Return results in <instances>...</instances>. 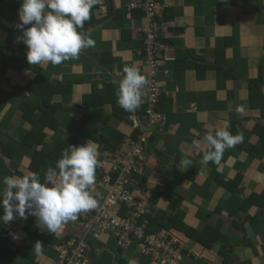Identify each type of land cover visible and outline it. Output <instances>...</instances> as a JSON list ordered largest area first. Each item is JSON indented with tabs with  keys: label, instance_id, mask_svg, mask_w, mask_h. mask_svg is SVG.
I'll list each match as a JSON object with an SVG mask.
<instances>
[{
	"label": "crops",
	"instance_id": "obj_1",
	"mask_svg": "<svg viewBox=\"0 0 264 264\" xmlns=\"http://www.w3.org/2000/svg\"><path fill=\"white\" fill-rule=\"evenodd\" d=\"M134 1L108 0L101 14L92 11L95 25L81 31L90 34L95 46L82 50L78 59L59 65L28 64L27 46L18 40L22 0L0 1V88L44 80L39 90L49 105L58 104L54 113L57 129L45 138L50 149L60 141L68 147L90 140L98 144L100 135L110 138L115 127L125 124L124 119L114 117L106 123L104 116L118 104L115 87L124 68L135 65L145 74L146 58L138 53L145 48L143 12L139 7L129 8ZM159 1L164 6L160 37L166 42L159 53L162 60L156 79L163 90L166 120L147 126L143 116L142 124L150 129L145 176L139 181L133 176L128 189L137 197L145 195L151 216L161 222L170 223L168 218L174 216L194 229L207 225L217 229V241L207 248L171 228L193 254H187L182 264H217L220 246H224L229 264H264V5L261 0ZM260 75L261 90L251 93L248 83ZM89 91L99 109L79 104ZM21 93L23 96H8L1 107L0 142L15 151L11 157L0 152V191L4 177L29 175L31 154L19 150L20 144L26 146L23 141L32 126L22 118L19 106L23 97L32 106H38L41 98L26 89ZM238 106L244 108L243 114L236 111ZM40 112L37 109L33 117L38 118ZM226 121L234 134H242L244 147L226 149L219 164L202 165L208 148L204 136L223 128ZM127 128L126 135L132 131L129 124ZM184 159L193 162L187 169ZM156 186L164 189L157 193ZM252 194L256 196L245 205ZM172 196L181 198L177 206ZM28 216L33 224L30 232L23 229L21 218L5 227L11 256L6 259L0 254V264H53L57 257L54 245L77 232V223L69 221L59 235L51 234L41 229L35 216ZM38 241L41 252L36 259ZM103 244L91 243V259L107 252ZM19 247L24 253L17 252ZM106 247L110 255L115 254ZM122 255L138 264L140 254L135 250Z\"/></svg>",
	"mask_w": 264,
	"mask_h": 264
},
{
	"label": "clouds",
	"instance_id": "obj_2",
	"mask_svg": "<svg viewBox=\"0 0 264 264\" xmlns=\"http://www.w3.org/2000/svg\"><path fill=\"white\" fill-rule=\"evenodd\" d=\"M99 2L100 0H22L18 24L22 35L18 40L27 46L28 64L59 65L70 59H78L82 50L94 47L95 40L81 30L85 22L91 19L94 6L97 5L93 10L95 13L101 14L106 10L108 0ZM148 83V76L141 73L137 66H126L119 82V106L125 111L135 112L141 106L142 89ZM236 111L243 114L244 108L238 106ZM131 116L128 122L130 126ZM146 123L150 126L147 118ZM229 128L230 125L226 121L223 128L216 130L214 134L208 132L204 136L208 148L201 160L202 165L206 166L209 162L219 164L226 149L234 148L243 142L242 134L233 135ZM131 129H138L140 133L139 128L131 126ZM149 131L150 129L147 130V138ZM105 149L108 148L103 150ZM99 152L101 151H98L97 145L91 140L78 146L70 145L63 151L62 158L56 162L55 168L46 174L44 182H41L35 173L30 176L4 177V187L0 191V207L3 208L0 219L4 223H10L17 216L26 219L28 215H32L37 218L42 230L59 235L69 221H76L81 213L98 207L101 193L95 191L92 186L96 182L95 171L99 166ZM182 163L187 169L193 162L184 159ZM174 236L183 243L182 264L187 254H193L176 233ZM34 249L37 254L41 252L39 241ZM129 264L137 262L130 260Z\"/></svg>",
	"mask_w": 264,
	"mask_h": 264
},
{
	"label": "built area",
	"instance_id": "obj_3",
	"mask_svg": "<svg viewBox=\"0 0 264 264\" xmlns=\"http://www.w3.org/2000/svg\"><path fill=\"white\" fill-rule=\"evenodd\" d=\"M264 4V0H261ZM100 0L99 3H103ZM142 9L145 23L141 31L145 35V48L138 52L146 58L145 74L149 83L145 88L147 108L144 116L148 125L165 122L164 114L155 111L161 87L156 79L158 64L155 56L165 47L160 32L164 30L163 4L159 0H137L129 3V8ZM131 126L139 128L136 137L125 136L115 149L99 152V166L96 168V182L92 186L101 193L98 207L81 213L77 223V232L57 242L54 247L57 257L53 264H90L93 249L90 241H99L101 235L109 234L116 240L117 248L127 251L135 248L152 257L158 264H180L183 243L170 231L161 228L148 231L149 214L152 213L147 198H137L128 189L133 174L144 170V159L148 143V127L141 123L139 114L131 116ZM55 176V174H54ZM105 242L103 247L108 249Z\"/></svg>",
	"mask_w": 264,
	"mask_h": 264
},
{
	"label": "trees",
	"instance_id": "obj_4",
	"mask_svg": "<svg viewBox=\"0 0 264 264\" xmlns=\"http://www.w3.org/2000/svg\"><path fill=\"white\" fill-rule=\"evenodd\" d=\"M96 6H94V8ZM94 8L92 9V11L94 10ZM109 11H110V13L113 12L111 7H110ZM161 16H163V13ZM91 18H93L92 13H91ZM143 20L145 23L144 15H143ZM94 22H95V20H94ZM94 22H92L91 19L89 21H86L85 24L88 23V25L84 24L83 29H86L87 27H90V26H94L95 25ZM162 41H163V43L166 42V40H162ZM144 42H145V35H144ZM155 60H157V64L159 66V63L162 60V58L158 55V56H155ZM1 73H2V69H0V74ZM43 84H44V80L40 78V80H38V81L34 80V81L28 82L27 85H25L24 87L16 86L15 88H12V89L0 88V112H1V107L5 104L8 96H10L12 94H15V95L21 94L23 96V93H21L22 89H26V90L30 91L31 93H33L34 95H37L41 98V102L39 103L38 106H32V105H30V103H28L26 100H24V97H23V101L19 106L22 118L26 122L31 124V126H32L31 129L26 133L24 141H23L26 145L27 150L31 154L29 157V161L27 163V170L29 172V176L32 175L33 173H35L39 177L41 182L45 181V176H46V174L49 173L50 169L55 168L56 162L62 158L63 151L69 148L66 145V143L60 141L55 146L54 149H49V148L45 149V145L43 143L45 142L46 135L51 134L53 131H55L57 129V126H58V122H57L56 118L54 117L55 110L57 109L56 106H58V104L51 103V105H49L46 96L41 92L42 89L39 90V88ZM158 85H159V82H158ZM261 85H262V75H260L259 78L251 79L250 82L248 83L249 90L251 93H254V92L259 93V90H261ZM118 89H119V84H116L115 90L117 92H118ZM162 92H163V90H161V93L158 96V102H157L156 107H155V111H158L161 113H162V108L166 104L165 101L162 100V98H163ZM98 97H99V95L97 94L96 99ZM92 99H93L92 93H90V91H89V93L82 95L79 104H81L83 106L86 105L87 107L89 104H91L90 107H92L94 105L95 107L98 108L100 106V104L93 102ZM142 99H143V102L141 103V106L135 112L125 111L123 108H121L119 106V104H116L114 106L116 112H115V110H113L112 112L105 113L104 121H106V123L109 122L112 119V117H114L116 120H118V119L123 120L124 119L125 124L123 123V124L119 125L118 127H115L114 132L110 135V138L109 137L108 138L102 137L100 135L101 138H98L99 141H98V144H96L98 151H102L104 148H108L110 150L115 149L116 146L122 140V138L126 135V132H124V128L125 127L127 128V124H128L127 121L129 122L130 116L133 114H139L141 117L144 116L145 110L147 108V102L145 100V91L142 95ZM37 109H39L41 112H40V115L38 118H34L33 114L35 113V111ZM102 112L103 111H100V113H102ZM117 116L119 118H117ZM122 122H124V121H122ZM113 127H114V125H113ZM131 130L132 131L129 134L130 136L136 137L139 134L138 129L137 130L131 129ZM229 131L233 135H235L232 130L229 129ZM243 145H245V142L243 144L239 143L236 146L239 148H243L244 147ZM14 151L15 150L11 146H9L8 144L0 142V152L2 154H4L6 157H11L13 155ZM54 174L55 173H53V175ZM142 174H143V172L141 174L135 173L133 175L135 176V179L139 181L140 180L139 177H141ZM21 176H24V175H22V173H21ZM189 177L191 178L192 176L189 175ZM229 186H234V185H229ZM142 189H144V187H142ZM155 189L158 193L164 188L162 186H156ZM144 196H142V197L136 196V197L142 199V198H144ZM255 196H256V194H252L251 198L248 197L245 201V205H248V203L251 202V199L254 198ZM172 198L173 199H171V200H174L173 204L175 206H177L179 203V200L181 198L179 196H176V197L172 196ZM2 215H3V208L0 207V216H2ZM150 215H152V214H150ZM149 216H148L149 224H148V228H147V230L149 232L164 228V229L170 231V233L174 235L175 232L171 228H175L178 231L183 232L184 235L189 237L191 240H193L197 243H200L201 245H203L207 248L212 247V245L217 241V229L210 227L208 225L205 226L202 230H198V229H194V227H190L188 225H185L181 221H178L174 216L173 217L170 216L168 218L170 223L163 222V221L161 222L155 216H150V217ZM30 217L31 216H27L26 219H23L25 221L23 229L26 231H29V232H30L31 225H33L31 223ZM16 218H19V217L17 216ZM14 220L12 221V223H14ZM10 223H4L3 220L0 219V254L6 259H10V256H11V253L6 248L8 246V242L6 241V239L8 238V235H7V232L5 231L6 230L5 227L10 225ZM90 242L95 243L94 240L90 241ZM30 247H31L30 249H32V246H30ZM136 247H138V246L135 245V248L131 247L128 250H135L136 252H138L140 254L138 264H156V262L152 259V257L146 256V255H141V253L136 249ZM112 249H113L112 252H115L114 255H110V253H108L109 251L104 249V251H107V252H103L104 253L103 256H105V257H100L98 255L95 259H91L90 264H129V258L127 256L122 255V252H125V251H122L119 248H112ZM223 249H224V246H222V247L220 246L218 251H217L218 256H219V261L217 264H227V263L229 264V261L227 258V253ZM29 251L33 252V249L29 250ZM17 252L18 253H24V250L19 247L17 249ZM220 255L222 256V260H221Z\"/></svg>",
	"mask_w": 264,
	"mask_h": 264
},
{
	"label": "rangeland",
	"instance_id": "obj_5",
	"mask_svg": "<svg viewBox=\"0 0 264 264\" xmlns=\"http://www.w3.org/2000/svg\"><path fill=\"white\" fill-rule=\"evenodd\" d=\"M128 129V128H127ZM95 137H99V134H95V133H92ZM45 145V149H48L49 148V144H47L46 142L43 143ZM21 145V150H19L21 153H26L28 154V150L26 148V146H24L23 144H20ZM50 149V148H49ZM147 151V150H146ZM145 157H146V153H145ZM146 167V166H145ZM145 169V168H144ZM142 176H145V171H143V174ZM141 176V177H142ZM198 229V228H197ZM99 241H102V242H106L108 244L109 247L111 248H117V245H116V240L115 238H113L112 236H110L109 234L107 235H101L100 236V239ZM197 246L199 245H195L194 247L195 248H198ZM40 255L36 253V259L37 257H39ZM35 258V257H34ZM47 260V259H45Z\"/></svg>",
	"mask_w": 264,
	"mask_h": 264
},
{
	"label": "water",
	"instance_id": "obj_6",
	"mask_svg": "<svg viewBox=\"0 0 264 264\" xmlns=\"http://www.w3.org/2000/svg\"><path fill=\"white\" fill-rule=\"evenodd\" d=\"M103 255H104V253H102L100 257H105V256H103ZM100 257H99V258H100ZM201 264H211V263H209V262H201Z\"/></svg>",
	"mask_w": 264,
	"mask_h": 264
}]
</instances>
